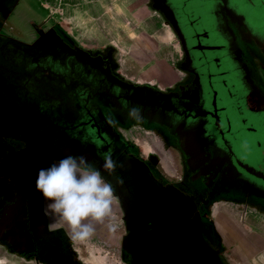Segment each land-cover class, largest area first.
<instances>
[{
	"label": "flooded vegetation",
	"instance_id": "flooded-vegetation-1",
	"mask_svg": "<svg viewBox=\"0 0 264 264\" xmlns=\"http://www.w3.org/2000/svg\"><path fill=\"white\" fill-rule=\"evenodd\" d=\"M154 2L183 52L181 78L164 89L118 82L112 63L100 58L76 63L62 53L51 60L47 53H61L65 40L41 26L15 28L2 11L0 42L6 31H18L20 44L6 46L33 61L29 70L41 58L58 73L69 68L85 100L77 104V126L63 129L64 154L100 166L101 154L111 152L117 161L114 175H105L122 179L114 204L125 264H229L208 218L212 207L244 202L264 212V0ZM140 140L153 145L148 154ZM22 148L0 141V245L39 264H83L76 241L50 228L42 212L35 180L48 154L22 160ZM165 150L176 158L172 178L159 171Z\"/></svg>",
	"mask_w": 264,
	"mask_h": 264
},
{
	"label": "crops",
	"instance_id": "crops-1",
	"mask_svg": "<svg viewBox=\"0 0 264 264\" xmlns=\"http://www.w3.org/2000/svg\"><path fill=\"white\" fill-rule=\"evenodd\" d=\"M1 11L15 28L56 32L65 40L64 51L112 63L113 77L123 84L164 89L182 76L178 36L154 0H0ZM137 143L144 154L153 149L149 142ZM176 170L174 155L162 151L159 171L172 178ZM112 217H120L115 204ZM208 218L229 264H264V212L256 214L244 202H219ZM13 255L0 245V264H39Z\"/></svg>",
	"mask_w": 264,
	"mask_h": 264
},
{
	"label": "rangeland",
	"instance_id": "rangeland-1",
	"mask_svg": "<svg viewBox=\"0 0 264 264\" xmlns=\"http://www.w3.org/2000/svg\"><path fill=\"white\" fill-rule=\"evenodd\" d=\"M6 32L8 36L0 42V141L8 146L23 145L24 150L18 154L22 160L27 158L32 161L42 153L48 154L46 161L49 165L65 156V139L69 134L63 129L71 131L72 126H77V104L80 105L85 98L80 97L79 87L69 68L63 67L64 73H58L57 66H48L46 59L41 58L39 66H31L29 70L28 65L33 61L16 56L12 48L6 46L20 44L19 32ZM58 49L48 50L50 53L46 56L56 61L63 53L76 63L84 61L69 50L64 51L61 47L62 52L59 53ZM61 81L68 83L60 87ZM95 89L91 88L88 92L92 101L98 97ZM7 164L9 167L13 165L10 162ZM119 224L120 217H112L110 224L98 225L91 237L76 239V246L87 264H125L118 245ZM13 259L26 261L19 255H13Z\"/></svg>",
	"mask_w": 264,
	"mask_h": 264
},
{
	"label": "clouds",
	"instance_id": "clouds-1",
	"mask_svg": "<svg viewBox=\"0 0 264 264\" xmlns=\"http://www.w3.org/2000/svg\"><path fill=\"white\" fill-rule=\"evenodd\" d=\"M136 112L134 108L130 115ZM101 159L103 163L98 166L83 154H68L38 170L35 188L42 197V212L51 221L50 228L59 226L71 238L85 240L98 225L111 223L116 185L122 179L114 183L108 178L117 168L111 152L102 153Z\"/></svg>",
	"mask_w": 264,
	"mask_h": 264
}]
</instances>
